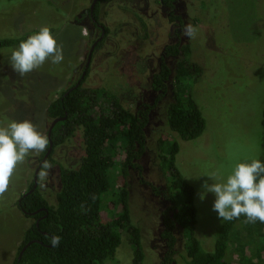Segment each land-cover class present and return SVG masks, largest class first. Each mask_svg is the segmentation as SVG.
<instances>
[{
	"label": "rangeland",
	"instance_id": "374dc122",
	"mask_svg": "<svg viewBox=\"0 0 264 264\" xmlns=\"http://www.w3.org/2000/svg\"><path fill=\"white\" fill-rule=\"evenodd\" d=\"M92 1L0 0V39L23 38L48 26L64 56L60 64L49 59L38 70L21 76L11 67L15 47L0 49V124L30 120L46 135L52 122L45 116L47 105L79 80L89 51L102 33L88 18ZM174 14L180 22L171 23L158 0L102 3L97 21L107 31L101 44L94 47L82 80V86L103 88L135 111L158 95L151 88V77L158 71L165 46L188 45L190 60L202 69L191 87V96L205 119L201 136L184 141L170 132L166 111L172 93L168 91L150 113L144 129L145 152L136 161L137 168L128 170V204L131 222L141 231L142 264H160L166 250L160 233L162 213L169 206L164 198L169 185L158 165L159 139H167V145L174 141L179 145L175 166L195 191V237L207 252L213 251L223 221L212 210L214 194L207 193L201 199L204 183H212L201 175L216 168L227 175L235 163L262 155L264 0H177ZM189 24L196 29L192 37L185 35ZM165 62L173 69L176 59L166 58ZM74 135L54 149V163L38 179L36 189L50 206L56 204L60 168L76 169L83 155L81 132ZM42 154L33 151L19 163L8 188L0 193V264H13L24 232L34 223L23 216L16 203L33 182ZM118 176H111L112 187L102 197L101 224L110 223L119 213L113 189ZM234 233L243 236V224H238ZM174 236L172 264H187L183 231L176 228ZM132 258L133 250L123 231L113 260L104 264H132ZM225 259L230 264H264V244L255 249L244 247L243 251L233 245Z\"/></svg>",
	"mask_w": 264,
	"mask_h": 264
},
{
	"label": "trees",
	"instance_id": "16d2710c",
	"mask_svg": "<svg viewBox=\"0 0 264 264\" xmlns=\"http://www.w3.org/2000/svg\"><path fill=\"white\" fill-rule=\"evenodd\" d=\"M112 1L98 0L92 18L97 20L102 3ZM174 1L162 0L171 23L180 22V18L174 14ZM103 29L107 31L106 28ZM51 31L53 33V29ZM28 36L1 38L0 49L16 48ZM160 58L158 71L151 77V88L158 95L151 104L143 105L135 111L128 110L116 95L103 88L90 89L82 86L83 81L76 88L75 84L67 88L47 105L46 118L51 121L61 120L51 131L52 150L39 168L37 178L42 177L54 163V149L75 136L77 130L82 136L83 155L76 169L60 168V187L54 206L48 205L37 189L22 196L19 204L16 203L23 216L33 219L34 223L24 232L13 264H104L113 260L116 249L121 244L123 231L133 250L132 264H142L144 254L141 231L131 222L126 178L128 170L137 168L136 161L145 152L144 129L150 113L170 91L172 98L166 111V124L170 132L181 140L191 141L201 136L205 129V119L191 96V87L201 76L202 69L190 60L189 46L167 45ZM166 58L176 59L173 69L165 62ZM71 88L74 89L70 90ZM261 129L260 159L264 161V108ZM47 149L43 151L39 162ZM178 152L177 142L167 145V139L158 140V165L169 185L168 193L164 195L169 206L162 213L160 233L166 250L160 264L173 263L176 228L182 230L185 237L183 246L187 264H230L225 256L233 245L239 251H243L244 247L255 249L263 246L264 223H249L242 215L238 219L222 222L216 232L213 251L207 252L202 248L195 237V191L175 166ZM111 172L112 175H119L117 187L114 184L113 188L119 213L110 223L101 224L99 214L102 197L112 187ZM32 187L33 182L28 190ZM42 209L47 212L41 211ZM238 224H243V236L234 233ZM54 235L61 237L59 246L55 248L50 243V238ZM31 241L37 242L26 247L18 260L21 249Z\"/></svg>",
	"mask_w": 264,
	"mask_h": 264
},
{
	"label": "clouds",
	"instance_id": "9594fccd",
	"mask_svg": "<svg viewBox=\"0 0 264 264\" xmlns=\"http://www.w3.org/2000/svg\"><path fill=\"white\" fill-rule=\"evenodd\" d=\"M196 29L191 24L185 26V35L192 37ZM60 64L64 60L63 51L57 43L51 29L42 26L37 32L22 40L11 51L12 69L21 76L38 70L46 61ZM46 135L37 130L30 120H10L0 124V193L8 188L16 166L33 151L43 152L47 149ZM212 183H204V192L215 196L212 210L222 221H232L242 215L247 222L264 223V161L253 158L235 163L225 175L221 168L205 171ZM61 237L50 238L52 247H58Z\"/></svg>",
	"mask_w": 264,
	"mask_h": 264
},
{
	"label": "water",
	"instance_id": "95a60500",
	"mask_svg": "<svg viewBox=\"0 0 264 264\" xmlns=\"http://www.w3.org/2000/svg\"><path fill=\"white\" fill-rule=\"evenodd\" d=\"M97 1H98V0H93L92 3H91V5H90V9H89V10H90V15H91V16L93 15L94 7H95ZM100 39H101V38H99L98 41H99ZM96 43H97V42H95V43L93 44V46L91 47V49H90V51H89V54H88V57H87V61H86V65H85V71H86V69H87V67H88V65H89L90 60H91V55H92V52H93V49H94ZM85 71L82 73V75H81L79 81L75 84L74 88L78 87V86L80 85V82L84 79L85 74H86ZM74 88H71L70 90H72V89H74ZM60 120H61V119H55V120H53V121L51 122V124H50L48 130H47L46 137H47V139H48V149H47L46 153L44 154L42 160L40 161V163H39V165H38V167H37V169H36V171H35V175H34V179H33V187H32V189L29 190L28 192H26L23 196L28 195L29 193H31V192H32L34 189H36V187H37V184H38V178H37L38 170H39V168L42 166V164L46 161V159L50 156V153H51V150H52V141H51V139H50L51 131H52L54 125H55L58 121H60ZM41 211H44L45 213L47 212L46 209H42ZM36 213H38V212H36ZM36 213H35V214H36ZM33 242H37V241H31V242H28V243H27V244L21 249V251L19 252V255H18V260L20 259L21 255L23 254V252H24V250L26 249V247H28V246H29L30 244H32Z\"/></svg>",
	"mask_w": 264,
	"mask_h": 264
},
{
	"label": "flooded vegetation",
	"instance_id": "af4514ba",
	"mask_svg": "<svg viewBox=\"0 0 264 264\" xmlns=\"http://www.w3.org/2000/svg\"><path fill=\"white\" fill-rule=\"evenodd\" d=\"M158 1H159V4L161 5V7H162L163 9H165V8L163 7V5H162V0H158ZM176 5H177V0L174 1L175 9H176ZM89 9H90V7H89ZM165 10H166V9H165ZM88 14H89V15H88V18H91V22L94 24V26H96L97 28H99L100 31L102 32L101 35H100V38L102 39V36H103V33H104L103 26H102L101 24H99V21L94 20V19L92 18L93 15H92V16L90 15V10H89V13H88ZM100 41H101V40H99V41H98V40H95V42H97L96 45H97ZM95 42H94V43H95ZM94 43H93V44H94ZM96 45H95V46H96ZM79 79H80V78H79ZM78 81H79V80H78ZM78 81H77V82H78ZM77 82H76V83H77ZM81 82H82V81H81ZM81 82H80V84H81ZM76 83H75V84H76ZM73 85H74V84H73ZM27 191H29V190H27ZM27 191H25L22 195H20V197H19L18 200H17V204H19V201H20L21 197H22Z\"/></svg>",
	"mask_w": 264,
	"mask_h": 264
}]
</instances>
